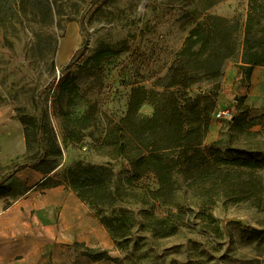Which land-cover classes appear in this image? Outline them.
Segmentation results:
<instances>
[{"label": "rangeland", "instance_id": "rangeland-1", "mask_svg": "<svg viewBox=\"0 0 264 264\" xmlns=\"http://www.w3.org/2000/svg\"><path fill=\"white\" fill-rule=\"evenodd\" d=\"M200 1L205 0H9L0 13V123L17 122L24 128L20 116L41 117L61 148L57 171L50 176L53 179L42 182L41 188L28 189L25 198L56 202L44 204L42 216L53 218L60 235H66L79 219L69 205L63 206L66 190L76 194L67 184L64 170L78 161L106 165L111 171L112 198L102 212L106 216L126 212L133 217V224L128 245L122 249L104 227L114 243L104 250L115 260H104V264H264V165L246 169L220 163L205 166L193 160L173 175L172 190H157L152 172L138 177L132 174L128 158L136 155L122 153L120 146L121 135L128 136L120 125L131 88H162L176 53L203 18L196 12L202 6ZM248 3L215 0L205 10L206 14L233 18L238 24V46L224 62L217 97V106L230 107L232 118L211 116L210 124L218 127L215 140L221 142L222 151L256 147L264 157V134H252L261 130L264 120V87L249 95L242 89L243 73L238 83L228 84L227 80L228 70L236 67L242 71L239 65ZM71 22L78 26L79 41L61 61L60 42ZM105 46L114 53L99 64L94 60L84 64ZM66 76L73 77L78 87L73 92L59 90ZM208 86L201 81L192 90L203 91ZM6 107L8 112H3ZM134 111L150 116V99ZM66 113L86 117L76 126L80 128L77 138L68 137L75 126L66 122ZM46 138L45 133L32 129L31 146L16 160L17 165L35 163L36 157L47 152ZM212 142L203 140L206 145ZM55 157L48 152L45 155V159ZM55 178L66 184L62 192L48 195L41 190L56 183ZM82 218V226L90 225L88 213ZM71 246L78 253L88 249L83 243ZM76 258V264H82Z\"/></svg>", "mask_w": 264, "mask_h": 264}, {"label": "trees", "instance_id": "trees-1", "mask_svg": "<svg viewBox=\"0 0 264 264\" xmlns=\"http://www.w3.org/2000/svg\"><path fill=\"white\" fill-rule=\"evenodd\" d=\"M8 1L0 0V13L6 8ZM37 1L42 2V0ZM213 3L215 0L200 1L202 6L196 12L203 18L190 30L181 49L176 53L168 67L162 88L147 90L142 86L132 87L128 108L121 120L120 130L128 135L127 137L121 135L122 153L130 151L136 155L128 158L132 174L138 177L145 172H152L158 183L157 190H172L175 182L173 175L181 171L183 165L192 163L193 160L205 166L220 163L246 169H255L264 165V157L256 147L250 150L227 148L222 151L219 140L207 145L203 143L211 116L217 108L219 79L222 76L224 62L238 46L237 21L233 18L205 13ZM112 53L114 51L105 46L104 49H98L88 56L84 64L91 60L99 64L106 55ZM254 65H264V0H249L248 3L239 65L245 79H249ZM70 80L71 82L65 85ZM72 80L73 77L70 76L62 79L59 90H68V92L76 90L78 87ZM201 81L208 83V88L193 92V85ZM148 98L153 113L150 116L139 115L134 109ZM1 100L0 97V102ZM66 114V122L75 126L72 127L74 129H71L68 137H79L80 128L76 126H80L86 117L76 115L69 117L70 114ZM19 120L24 125L27 149L31 146L30 132L35 129V133L47 135L46 141L49 146L47 152L56 156L55 159H45L47 152L44 151L45 153L36 157L35 163L23 162L44 174L50 173L57 167L56 158L61 155V148L56 142L52 128H48L41 117L22 115ZM260 126L261 130L252 134L260 132L264 134V120L260 122ZM65 137L67 135L64 133ZM17 164L18 162L13 161L10 165ZM64 173L67 184L76 192L77 197L98 212L99 221L116 241V246L120 249L125 248L131 234L133 217L126 212L112 216H106L102 212L104 204H109L112 198L108 184L110 169L104 164L78 161L74 166L66 168ZM48 179L53 178L47 176L46 180ZM56 181L51 185L55 186L61 182L58 179ZM119 239L123 241L119 242ZM84 254L93 260L115 261L104 249L95 251L88 248Z\"/></svg>", "mask_w": 264, "mask_h": 264}, {"label": "crops", "instance_id": "crops-1", "mask_svg": "<svg viewBox=\"0 0 264 264\" xmlns=\"http://www.w3.org/2000/svg\"><path fill=\"white\" fill-rule=\"evenodd\" d=\"M77 30L78 26L75 23L68 24L66 37L61 40L58 50L61 61H65L77 45L79 41ZM227 77L228 84L238 83L242 78V71L234 67L228 70ZM242 86L244 92L248 90L249 95L258 92L259 87H264V65H254L249 79L243 78ZM259 94L261 96L262 93ZM8 110L6 107L3 112ZM217 134L216 123L210 124L205 142H212ZM25 151L22 125L17 122L12 124L1 122L0 264H76L77 256L82 264H104V259L93 260L83 252L78 253L74 250V246H71L72 243H83L88 248L104 249L114 245L99 219L74 192L66 190L65 203H62L64 207L69 205L79 220L76 221L72 232L66 235H60L58 224L53 218L44 219L42 216L41 210L44 204L52 205L57 204L56 202L26 200V191L38 186L41 188L40 184L46 181L47 176H52L57 169L44 174L27 164L10 166L13 161L21 158ZM65 186V183H60L41 190L46 191L48 195H54L62 192ZM17 191H20V194L14 196ZM32 210L35 211L34 214L31 213ZM87 213L90 217V225L82 226L81 222H84L82 217Z\"/></svg>", "mask_w": 264, "mask_h": 264}, {"label": "built area", "instance_id": "built-area-1", "mask_svg": "<svg viewBox=\"0 0 264 264\" xmlns=\"http://www.w3.org/2000/svg\"><path fill=\"white\" fill-rule=\"evenodd\" d=\"M213 116L217 119H231L232 118V111L230 107L223 106L220 108H216L213 113Z\"/></svg>", "mask_w": 264, "mask_h": 264}]
</instances>
